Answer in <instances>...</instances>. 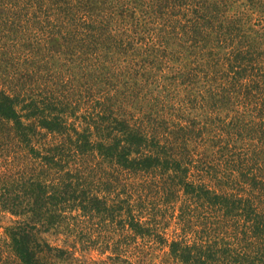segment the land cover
I'll list each match as a JSON object with an SVG mask.
<instances>
[{
    "label": "trees",
    "instance_id": "16d2710c",
    "mask_svg": "<svg viewBox=\"0 0 264 264\" xmlns=\"http://www.w3.org/2000/svg\"><path fill=\"white\" fill-rule=\"evenodd\" d=\"M249 13L264 0H0V264H132L137 240L264 264Z\"/></svg>",
    "mask_w": 264,
    "mask_h": 264
},
{
    "label": "rangeland",
    "instance_id": "374dc122",
    "mask_svg": "<svg viewBox=\"0 0 264 264\" xmlns=\"http://www.w3.org/2000/svg\"><path fill=\"white\" fill-rule=\"evenodd\" d=\"M238 5L239 3L237 4V6ZM238 10H242V8L240 7L238 8ZM249 14H250V18H249L248 26H251L254 30H259V32L263 34L262 32L263 29H261V26L264 25L263 24L264 20L261 26H255V23L257 19H264V18H259V15L257 13H253V14L249 13ZM141 22H145V21L142 20ZM145 29L146 28H144V33L140 31L139 33L140 36L142 34L143 36H147V32ZM261 40L264 41V37H262ZM178 57L184 60L179 61V63L176 61L170 62L168 66H172L173 68H181L182 64H180V62L187 63L193 58V57L188 58L187 53L178 54L175 56V58ZM161 73L170 75L171 72L168 71V68H163V71ZM8 223H9L8 218L3 220V224H8ZM171 230L172 227L169 229L168 232L169 234H171ZM100 253H101L100 250H95L89 253H84L83 255H79L78 253L77 254L79 257L83 256L82 261H84L86 264H94L92 262H97L99 260H102L104 259L105 255L108 254L106 253L104 255H101ZM126 256L129 258L132 264H174L170 259V257L167 255V248H162L156 243H152L151 240L149 243L146 240L145 241L137 240V243L135 242V244L133 243L130 247L127 248Z\"/></svg>",
    "mask_w": 264,
    "mask_h": 264
}]
</instances>
